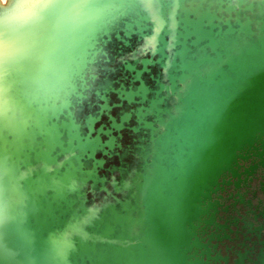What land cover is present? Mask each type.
I'll return each instance as SVG.
<instances>
[{
    "label": "water",
    "instance_id": "95a60500",
    "mask_svg": "<svg viewBox=\"0 0 264 264\" xmlns=\"http://www.w3.org/2000/svg\"><path fill=\"white\" fill-rule=\"evenodd\" d=\"M35 31L0 94V264H264L217 249L218 193L264 171V0H57Z\"/></svg>",
    "mask_w": 264,
    "mask_h": 264
},
{
    "label": "flooded vegetation",
    "instance_id": "af4514ba",
    "mask_svg": "<svg viewBox=\"0 0 264 264\" xmlns=\"http://www.w3.org/2000/svg\"><path fill=\"white\" fill-rule=\"evenodd\" d=\"M250 165L251 161L242 162L239 172L248 169ZM225 180L234 182L229 176ZM218 195L221 196L219 200L221 208L217 213V222L229 226L233 233L228 234L225 231L230 240H222L217 249L220 250L222 256H228L229 262L234 258V252L245 250L247 258L252 261L256 260L258 252L264 247L260 244L264 243V230L262 229L264 226V171L257 168L250 176L241 175L238 188L230 184L225 186L223 192ZM238 197L241 198L243 204L234 205L233 201L239 199ZM208 232L217 234L212 228ZM244 263L251 264L246 260Z\"/></svg>",
    "mask_w": 264,
    "mask_h": 264
},
{
    "label": "clouds",
    "instance_id": "9594fccd",
    "mask_svg": "<svg viewBox=\"0 0 264 264\" xmlns=\"http://www.w3.org/2000/svg\"><path fill=\"white\" fill-rule=\"evenodd\" d=\"M57 0H0V94L8 74L29 60L36 47V28Z\"/></svg>",
    "mask_w": 264,
    "mask_h": 264
}]
</instances>
